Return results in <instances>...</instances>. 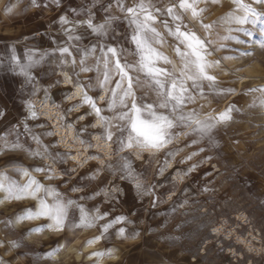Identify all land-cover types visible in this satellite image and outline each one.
Here are the masks:
<instances>
[{"label": "snow or ice", "instance_id": "1", "mask_svg": "<svg viewBox=\"0 0 264 264\" xmlns=\"http://www.w3.org/2000/svg\"><path fill=\"white\" fill-rule=\"evenodd\" d=\"M30 5L55 12L48 31L32 37H47L49 46L26 43L19 53L16 45H11L0 57V67L22 77V90L25 86L29 89V98L23 100V118L11 123L7 130H0V155L22 151L49 163L22 166L12 158L6 160V166L11 165L12 172L23 182L0 171V203L34 202V206L24 208L6 223L44 221L28 229L29 235L45 230L75 235L95 228L98 234L86 241L88 246L110 241L113 232L119 240L135 239L140 233L126 227L135 221L126 213L113 215L112 210L120 205L129 188L136 197L151 196L152 208L162 202L163 193L157 195L156 189L164 187V183L145 181L147 167L157 154L163 159L156 175L167 181L165 172L172 163L185 165L207 149H219V130L241 111L232 102L223 109L212 107L236 95L235 88L223 86L219 79L221 72L228 74L222 62L253 54L250 48H231L232 44L264 49V0H228L224 14L210 22H205L209 6L222 7L223 0H80L75 5L66 0H30ZM14 7L6 6V13ZM254 32L259 33V39L251 40ZM225 50L231 54L216 55ZM57 70L64 82L76 89L66 98L78 97L67 112L84 108L76 120L94 117L96 121L77 130L63 111L59 114L58 126L71 135L70 144L78 143L83 149H77L75 155L71 147L63 153L58 150L59 143L69 142L67 137L45 143V137L57 133L47 130L45 124L32 123L39 119L31 99L37 93H43L42 102L60 107L49 95L50 89L60 84ZM42 73L48 76L47 81L40 79ZM256 93L260 94L259 103L254 99L249 107L264 109V87L250 88L242 94ZM4 115L0 111V116ZM34 128L45 130L36 132ZM89 128L97 129L96 133L89 132ZM84 136H92L106 146L107 158L99 152L91 153L98 145ZM177 141H185L183 147H176ZM201 144L176 161L184 148ZM68 160L74 161L76 167H62ZM136 160L144 161L146 167L137 169ZM89 161H100V166L83 175L77 173V168ZM197 167L194 163L186 170L177 169L172 178L183 179ZM34 173L42 174V179ZM42 180L58 183L46 184ZM187 202L181 203L177 197L172 211ZM5 247L14 249L20 245L0 241V248ZM62 247H52L44 258L54 257ZM115 253V248L105 247L89 253V259L99 264ZM0 264L7 262L0 259Z\"/></svg>", "mask_w": 264, "mask_h": 264}, {"label": "rangeland", "instance_id": "2", "mask_svg": "<svg viewBox=\"0 0 264 264\" xmlns=\"http://www.w3.org/2000/svg\"><path fill=\"white\" fill-rule=\"evenodd\" d=\"M227 8L228 0H223L222 7L210 5L205 22L223 15ZM257 39L259 33L254 32L251 40ZM230 47L250 48L253 54L239 60L222 62V68L228 74L221 72L219 79L223 86L235 88L236 95L229 96L219 104L213 103L212 107L223 109L232 102L241 111L234 113L232 122L219 130L218 150L207 149L185 165L174 162L165 172L167 181L161 176L155 179L164 183V187L156 189L157 195L163 193L162 202L156 208L151 207V196L121 197L120 205L112 210L113 215L128 214L135 222L126 227L130 231H138L140 235L135 239L119 240L113 232L110 241L91 246L86 241L98 234L95 228L81 230L75 235L48 230L29 235L28 229L44 221H24L12 225H8L6 221L14 219L24 208L34 206V202H4L0 203V241L5 245L9 241H16L20 247L0 248V259L7 264H96L95 260L89 259V253L113 247L116 249L115 256L105 257L99 264H264V109L249 107L254 99L259 103V93L242 94L250 88L264 87V49L258 45L232 44ZM169 54L171 55L170 52ZM229 54L231 53L225 50L216 55ZM244 76L245 82L240 85ZM47 110L51 116L46 119L50 124L56 119L59 125L61 109L52 106ZM75 111L78 112L79 109ZM37 112L39 120L43 121L40 111ZM66 117L74 125L78 124L77 115L69 114ZM88 123V120L82 122ZM60 129L63 139L67 137V144L72 146L73 155L77 149L83 151L78 143L70 144L71 135L65 129ZM55 137L58 141V135ZM89 140L93 145H98L90 152H99L102 157L107 158V147L98 144L92 136ZM184 143L185 141H177L175 146L183 147ZM201 146L203 145L184 148L176 156V161ZM58 148L62 152L68 151L59 144ZM206 156L212 158L205 160ZM6 160L0 158V171H7L13 179L23 182L19 175L12 172V166L6 169L9 166H6ZM13 160L22 166L43 165L27 157ZM68 161L76 167V163ZM194 163L198 167L188 176L183 179L172 178L177 169L186 170ZM99 164L100 161H89L80 173L85 172L88 167L100 166ZM34 175L42 179V174ZM42 182L58 183L47 180ZM152 182L149 181V184ZM204 188L211 190L205 192ZM2 195L0 194V199ZM177 197L181 203L184 200L188 202L182 207L177 206L173 212L171 205ZM143 202L147 204L149 213L144 211L146 207ZM133 212L136 215H131ZM57 244L64 247L54 256V260L44 258V253Z\"/></svg>", "mask_w": 264, "mask_h": 264}, {"label": "crops", "instance_id": "3", "mask_svg": "<svg viewBox=\"0 0 264 264\" xmlns=\"http://www.w3.org/2000/svg\"><path fill=\"white\" fill-rule=\"evenodd\" d=\"M68 4L75 5L76 3H79L80 0H66ZM12 5H15L11 13H6L5 7ZM55 15V12L49 11L47 9H37L33 8L30 5V0H0V57H4L7 54L8 47L11 45H16L18 52L22 53L24 50V46L27 43L29 46L36 45L40 48H46L49 46V41L47 40V37L39 38L36 37L35 39H32V37L37 32H46L48 31V25L50 23V19ZM53 35H56L55 32H53ZM27 38V40H26ZM56 75L60 79V84L56 87H53L49 91V95L54 99L56 104H59L61 111H63L66 115H81L85 112L84 108H80L78 112L73 110L72 112H67V109L71 107L74 103L77 102L78 97H73L72 99H67L66 96L74 93L76 89L70 85L66 84L64 82V76L57 70ZM40 79L47 81L48 76L45 74H41ZM83 79V77H81ZM22 77H17L13 73L7 71L4 67H0V111L5 112L4 116H0V130H7L9 125L11 123L16 122L18 119H22L23 115L25 113V109L23 107V100L29 98L28 96V87L25 86L22 90ZM45 86H47L45 84ZM143 92V89L139 90ZM152 97H149L151 99ZM33 103L35 104L36 110L40 111L42 120L32 122L35 123H42L45 124L47 127V130H53V127L51 126L48 119L44 118L41 109L42 104L45 102L43 101V93L39 92L37 95L31 97ZM50 106H53L52 104L48 103ZM88 120V124L95 123L94 117H88L83 121L77 120L78 124L75 125V128L77 130L81 129L85 124H82V122H85ZM46 121V122H44ZM47 123V124H46ZM45 129L40 128H34V131L36 132H42ZM89 132H92L93 134L96 133L97 129H88ZM90 136H84L83 138L89 139ZM45 143H47L49 140L56 141V137L51 138H44ZM103 147L106 148L102 144ZM33 148H36L35 143L32 144ZM107 149V148H106ZM58 150L61 151V149L58 148ZM147 157V154H145ZM17 158V157H27L33 159L35 163H43V165L49 163V161L44 159H34L28 154L22 152V151H15V152H5L3 155H0V158ZM133 159L135 160V154H133ZM163 157L159 154L157 156L152 158V163L150 167H147V171L145 174V181L149 183V181H154L155 179H158V175L155 176L154 169L157 168V165L160 161H162ZM100 165V164H99ZM155 165V167H154ZM64 168H73L68 161L66 164L62 165ZM85 167V165H84ZM83 168H77V173L83 175L90 169L91 167L86 168V171L83 173H80ZM99 167V166H92V168ZM136 167L137 169H141L142 167H146L144 164V161L142 160H136ZM11 168V165L6 167V169ZM75 176L76 173H73ZM111 179V177H109ZM125 187H128L127 185ZM129 196L136 197L135 193L129 188L128 194ZM148 197V196H144ZM144 204V202H143ZM145 205V204H144ZM146 209L144 210L146 213H149L147 204L145 205ZM53 259V257H52ZM54 260V259H53Z\"/></svg>", "mask_w": 264, "mask_h": 264}, {"label": "bare ground", "instance_id": "4", "mask_svg": "<svg viewBox=\"0 0 264 264\" xmlns=\"http://www.w3.org/2000/svg\"><path fill=\"white\" fill-rule=\"evenodd\" d=\"M245 76L244 77H242L241 78V81H240V85L243 83V82H245ZM240 88V87H239ZM47 108H52V106H50L48 103H44V104H42L41 105V113H42V115H44L45 117L44 118H50V116H51V113L47 110ZM56 119H55V121H52L51 122V126L53 127V130H54V132H56L57 133V135H58V141H61V140H63V137H62V131H61V129L58 127V125H57V123H56ZM59 145L62 147V148H66V149H68L69 150V148L71 147L72 148V146L71 145H69V144H67V143H59ZM71 161V163L73 164V163H75L74 161H72V160H70ZM84 167V166H83ZM54 258V257H53Z\"/></svg>", "mask_w": 264, "mask_h": 264}]
</instances>
